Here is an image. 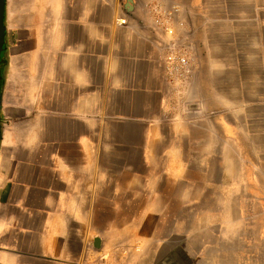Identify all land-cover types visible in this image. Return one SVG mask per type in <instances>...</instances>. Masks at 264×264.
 I'll return each instance as SVG.
<instances>
[{
  "label": "crops",
  "instance_id": "0c3cea01",
  "mask_svg": "<svg viewBox=\"0 0 264 264\" xmlns=\"http://www.w3.org/2000/svg\"><path fill=\"white\" fill-rule=\"evenodd\" d=\"M4 25L0 264H77L96 237L241 204L247 159L264 165V101L240 95L264 94V0H5ZM124 197L139 207L112 228Z\"/></svg>",
  "mask_w": 264,
  "mask_h": 264
},
{
  "label": "rangeland",
  "instance_id": "374dc122",
  "mask_svg": "<svg viewBox=\"0 0 264 264\" xmlns=\"http://www.w3.org/2000/svg\"><path fill=\"white\" fill-rule=\"evenodd\" d=\"M244 79L248 83L251 81V85H246L251 91L240 95L251 103L264 101V94L253 91L256 78ZM250 114L264 119V107L259 109V105H255ZM259 138L262 137L252 136L251 144H263ZM245 144L244 150L248 153L249 148ZM247 160L251 164L246 166L247 169L253 167L254 171H258L247 172L245 187H239L235 191L238 203L240 199L241 204L230 208L219 226L211 221H204L203 229H196L200 222L190 220L195 211L192 206L183 214L188 217L186 221H155L144 227L145 233L148 229L157 232V238L147 239L139 236L135 229H128L119 236L102 237V246L96 250L92 244L88 254L98 256L97 258L108 257L111 264H264V173L259 172L264 165H255L253 157ZM106 200L110 201L109 198ZM122 201V204L116 206L119 209L116 217L119 219L112 223V228L131 227L130 222L124 219L132 216L139 207L129 203L128 197H124ZM111 206H99V217L114 216ZM184 230L191 233L190 236L180 235ZM74 248H77V244H74Z\"/></svg>",
  "mask_w": 264,
  "mask_h": 264
},
{
  "label": "built area",
  "instance_id": "2783aa9c",
  "mask_svg": "<svg viewBox=\"0 0 264 264\" xmlns=\"http://www.w3.org/2000/svg\"><path fill=\"white\" fill-rule=\"evenodd\" d=\"M120 24H127V20L121 19ZM190 59L189 52L183 49L176 43L172 44L170 50L165 54L166 70L169 75H180L182 73V68L187 65ZM88 256L82 258L77 264H111L108 257L100 256L99 258Z\"/></svg>",
  "mask_w": 264,
  "mask_h": 264
},
{
  "label": "flooded vegetation",
  "instance_id": "af4514ba",
  "mask_svg": "<svg viewBox=\"0 0 264 264\" xmlns=\"http://www.w3.org/2000/svg\"><path fill=\"white\" fill-rule=\"evenodd\" d=\"M8 71V55H7V46L4 40V43H0V100L3 94L4 84L7 77ZM1 112H0V138L2 133V124H1Z\"/></svg>",
  "mask_w": 264,
  "mask_h": 264
},
{
  "label": "water",
  "instance_id": "95a60500",
  "mask_svg": "<svg viewBox=\"0 0 264 264\" xmlns=\"http://www.w3.org/2000/svg\"><path fill=\"white\" fill-rule=\"evenodd\" d=\"M4 18H5V0H0V43H4V36H5V25H4ZM1 105V100H0ZM101 241L99 238H95L93 240V247L97 250L100 248Z\"/></svg>",
  "mask_w": 264,
  "mask_h": 264
}]
</instances>
